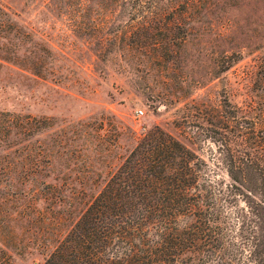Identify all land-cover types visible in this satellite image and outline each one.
I'll return each mask as SVG.
<instances>
[{
  "label": "trees",
  "instance_id": "1",
  "mask_svg": "<svg viewBox=\"0 0 264 264\" xmlns=\"http://www.w3.org/2000/svg\"><path fill=\"white\" fill-rule=\"evenodd\" d=\"M30 2L42 16L71 17L81 32L90 26L105 42L141 33L163 50L156 61L198 39L205 16L233 8V0H0V92L14 73L36 82L45 72L55 77L54 55L68 56L45 47L39 22L28 18ZM115 50L93 49L94 68L105 71L102 57ZM193 118L178 125L196 141ZM222 118L223 126L233 123L228 183L206 173L192 144L155 126L89 196L101 175L52 173L58 163L46 159L39 140L45 121L0 110V174L9 183L24 176L27 189L12 195V209V199L0 196V264H18L22 237L37 229L46 236L43 264H264V116L248 119L233 107V119Z\"/></svg>",
  "mask_w": 264,
  "mask_h": 264
},
{
  "label": "rangeland",
  "instance_id": "2",
  "mask_svg": "<svg viewBox=\"0 0 264 264\" xmlns=\"http://www.w3.org/2000/svg\"><path fill=\"white\" fill-rule=\"evenodd\" d=\"M30 4L28 18L39 22L45 47L64 49L68 56L54 55L55 77L45 72L44 80L36 82L14 73L0 92V110L45 121L39 140L46 159L58 163L52 173L74 180L101 175V181L86 190L94 195L137 141L160 126L192 144L208 165L206 173L228 183L233 123L224 121L223 126L222 117L232 120L233 107L248 119L264 116V0H233V8L224 6L205 16L198 39L164 61L154 59L163 50L141 33L105 42L90 26L81 32L70 25L71 17L58 11L42 16V9ZM97 47L117 51L102 57L105 71L94 68ZM130 47L134 50L127 52ZM187 115L194 117L191 133L196 131V141L179 128ZM221 126L225 136L218 134ZM0 181V196L6 193L12 199L7 209L16 207L14 194L27 190L24 176L9 183L0 174ZM80 185L75 181V188ZM45 237L40 229L25 233L18 264H43L47 253L39 245Z\"/></svg>",
  "mask_w": 264,
  "mask_h": 264
},
{
  "label": "built area",
  "instance_id": "3",
  "mask_svg": "<svg viewBox=\"0 0 264 264\" xmlns=\"http://www.w3.org/2000/svg\"><path fill=\"white\" fill-rule=\"evenodd\" d=\"M139 113H140V114H143V112H142V111H140Z\"/></svg>",
  "mask_w": 264,
  "mask_h": 264
}]
</instances>
